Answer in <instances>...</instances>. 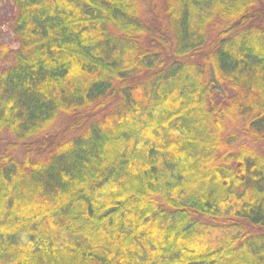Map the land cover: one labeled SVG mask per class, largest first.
<instances>
[{
  "label": "trees",
  "instance_id": "obj_1",
  "mask_svg": "<svg viewBox=\"0 0 264 264\" xmlns=\"http://www.w3.org/2000/svg\"><path fill=\"white\" fill-rule=\"evenodd\" d=\"M11 1L0 264H264V0Z\"/></svg>",
  "mask_w": 264,
  "mask_h": 264
},
{
  "label": "rangeland",
  "instance_id": "obj_2",
  "mask_svg": "<svg viewBox=\"0 0 264 264\" xmlns=\"http://www.w3.org/2000/svg\"><path fill=\"white\" fill-rule=\"evenodd\" d=\"M143 7L145 5L143 4ZM143 14L147 15V21L150 27H156L160 19H155L157 15H151L147 6L143 8ZM15 9L13 7L11 0H0V46L6 45L10 49H16L18 47L16 39L12 34V17L14 15ZM5 66L4 63L0 62V70ZM69 120L67 117H60L55 121L52 127L48 130L49 134H57L58 136L64 135L69 131ZM238 126V125H236ZM228 124L225 130L226 134L230 132L238 131L237 127ZM241 138V137H240ZM14 141L12 138L7 139L4 136H0V151L4 150L10 142ZM33 141V140H32ZM29 142H18L16 145V156H22L25 152H30L32 155H36L38 149H36V141ZM24 143V144H23ZM42 145V143H41ZM32 151V152H31Z\"/></svg>",
  "mask_w": 264,
  "mask_h": 264
}]
</instances>
